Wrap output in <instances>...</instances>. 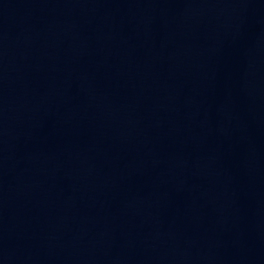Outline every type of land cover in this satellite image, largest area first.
Segmentation results:
<instances>
[{
    "label": "water",
    "instance_id": "1",
    "mask_svg": "<svg viewBox=\"0 0 264 264\" xmlns=\"http://www.w3.org/2000/svg\"><path fill=\"white\" fill-rule=\"evenodd\" d=\"M0 264H264V0H0Z\"/></svg>",
    "mask_w": 264,
    "mask_h": 264
}]
</instances>
